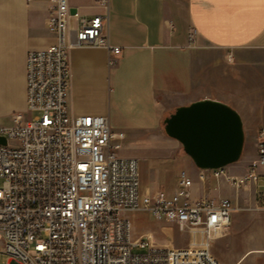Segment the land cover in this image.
<instances>
[{
	"label": "crops",
	"instance_id": "obj_1",
	"mask_svg": "<svg viewBox=\"0 0 264 264\" xmlns=\"http://www.w3.org/2000/svg\"><path fill=\"white\" fill-rule=\"evenodd\" d=\"M50 1L0 0V118L26 111L27 55L55 42L47 26ZM71 4L85 20L106 13L95 0ZM105 35L120 54L103 46L69 53L70 112L107 117L115 133L161 147L143 193L172 196L179 174L172 186L167 177L179 166L190 170L193 201L229 199L230 227L214 241V257L219 264H264V207L258 200L264 168H258L259 182L238 188L230 181L250 172L264 129V0H110ZM204 99L228 104L244 123L243 154L219 179L189 163L164 130L176 108ZM157 222L167 242L155 246L147 233L137 238L155 248L176 247L177 226ZM182 234L186 247L188 235Z\"/></svg>",
	"mask_w": 264,
	"mask_h": 264
},
{
	"label": "built area",
	"instance_id": "obj_2",
	"mask_svg": "<svg viewBox=\"0 0 264 264\" xmlns=\"http://www.w3.org/2000/svg\"><path fill=\"white\" fill-rule=\"evenodd\" d=\"M95 1L106 13L89 20L71 12V0L50 1L47 26L55 42L29 51L26 111L0 124V255L7 264H219L212 245L228 232L231 201H193L185 171L172 196L143 193L138 159L118 154L124 134L107 117L69 110L70 51L103 46L121 53L105 35L110 0ZM28 112L35 116L28 119ZM257 147L250 172L230 179L238 188L261 179L264 129ZM203 171L225 176V168ZM258 200L264 207V183ZM141 210L175 224L188 235L187 246L155 248L134 239L127 213Z\"/></svg>",
	"mask_w": 264,
	"mask_h": 264
},
{
	"label": "water",
	"instance_id": "obj_3",
	"mask_svg": "<svg viewBox=\"0 0 264 264\" xmlns=\"http://www.w3.org/2000/svg\"><path fill=\"white\" fill-rule=\"evenodd\" d=\"M71 12L75 13L76 9ZM163 123L166 135L181 144L184 153L200 170L225 168L237 163L243 154L242 117L221 101L204 99L180 106Z\"/></svg>",
	"mask_w": 264,
	"mask_h": 264
},
{
	"label": "rangeland",
	"instance_id": "obj_4",
	"mask_svg": "<svg viewBox=\"0 0 264 264\" xmlns=\"http://www.w3.org/2000/svg\"><path fill=\"white\" fill-rule=\"evenodd\" d=\"M35 116L34 113H27L26 117L28 119ZM12 114L8 117H1L0 124L2 125H11ZM122 145V148L118 151V154L124 157H134L139 161V170H140V182H141V190L144 191L146 185L148 184L149 180L151 179V172L150 167L153 163L157 162L160 158L161 147L156 146L155 144H147L142 143L141 141H137L130 133L126 132L125 138L119 140ZM189 163H192V160L187 158ZM192 161V162H191ZM182 170L186 171L187 173L190 172L189 169L177 166L176 172L172 170L167 177L169 184L175 183V175L180 174ZM3 181L0 180V187L2 186ZM170 191V190H169ZM131 219L132 227H133V237L134 239L137 238L139 234H151L152 238L155 240L153 241L155 246H159L161 243L167 242V234L160 230L158 227V222L154 218L151 213L146 212H137L131 213L128 215ZM177 231V230H176ZM177 237H175L174 244L176 247L184 246L186 243V239L183 238V234L179 231L177 232ZM146 250H136V252H145ZM0 264H7V257L4 255H0Z\"/></svg>",
	"mask_w": 264,
	"mask_h": 264
}]
</instances>
